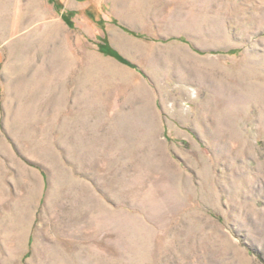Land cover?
I'll list each match as a JSON object with an SVG mask.
<instances>
[{
  "label": "rangeland",
  "instance_id": "374dc122",
  "mask_svg": "<svg viewBox=\"0 0 264 264\" xmlns=\"http://www.w3.org/2000/svg\"><path fill=\"white\" fill-rule=\"evenodd\" d=\"M100 5L0 0V264H264V0Z\"/></svg>",
  "mask_w": 264,
  "mask_h": 264
},
{
  "label": "crops",
  "instance_id": "0c3cea01",
  "mask_svg": "<svg viewBox=\"0 0 264 264\" xmlns=\"http://www.w3.org/2000/svg\"><path fill=\"white\" fill-rule=\"evenodd\" d=\"M58 1H60V4L63 5V9L65 11V13L63 14L64 15V20H65L66 23H68L69 26L72 24V21L74 19H77V16L80 13V9H85V14H83V15H84V17H85V15H89V17H90L89 19L90 20H93L92 15H95L97 11H99V12L102 11V6L101 5H100V7L94 6V8H92L93 10L91 11L92 14L88 13V10H86L87 9V7H86L87 5L85 6V4H87L88 2L95 3L97 0H58ZM116 7L118 8V6H116ZM71 14H73L75 16L71 17ZM95 19H96L95 22H98V23L99 22H101V23L104 22V26L106 25L104 30H105V32L107 31L106 34L109 33L108 32V28H107L108 23L106 21V18L103 17L101 19V17H100L99 19H97V18H95ZM109 20L112 21L111 19H109ZM85 24H87V23H85ZM110 35H112V36L116 35L117 36L118 34H117L116 31L112 30V31H110ZM116 36L114 37L115 38L114 40H117Z\"/></svg>",
  "mask_w": 264,
  "mask_h": 264
}]
</instances>
